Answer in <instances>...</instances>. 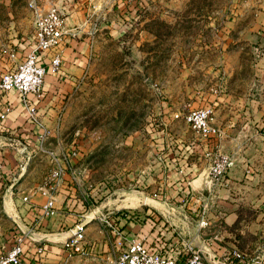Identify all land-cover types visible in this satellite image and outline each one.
Wrapping results in <instances>:
<instances>
[{"label": "rangeland", "instance_id": "obj_1", "mask_svg": "<svg viewBox=\"0 0 264 264\" xmlns=\"http://www.w3.org/2000/svg\"><path fill=\"white\" fill-rule=\"evenodd\" d=\"M44 1L0 0V65L1 62H8L2 55L3 50H16L21 38L30 36L36 8L45 11L51 7L50 2L47 7ZM76 1L82 4L81 16L88 18V22L82 25L87 33L83 31L82 35L90 36V66L74 95L69 99L63 98L64 102L57 107L49 104L46 108L52 114L49 118L57 119L51 126L46 124L39 128L45 133L42 145L46 143L48 149L58 154L77 149L79 154L71 160V165H81V168L82 165L86 166V171L82 170L80 177L85 185L87 181L93 184L86 185L90 208L85 221H89L75 244L78 251H71L73 261L76 264H115V256L119 251L115 245L117 235L111 233L105 220L114 218L111 220H115L122 231L124 225H119L115 217L122 216L120 213L127 210H137L131 202L123 203L119 209H115L116 203L113 202L121 198V189L136 187L132 178H127L128 183L122 182L121 163L134 162L135 154L130 148L135 145L138 133L143 137L146 149L151 148L154 139H158L162 150L168 144V148L181 151L186 138L194 135L201 137L185 121V116L190 109L207 106L204 105V94L197 91L214 86L218 81L217 75L206 71V63L216 64L220 61V68L228 74L229 88L241 92L242 96H245L248 89L250 91V88H254L253 83L264 80L262 74L254 75L257 67L255 64L264 57V28H259L261 33L255 32V36L254 31L250 30V24L257 20L264 27L263 17L256 19L257 14L250 11L253 3L264 7V0H59L56 5L62 7L66 17L73 12L71 5ZM263 7H259L261 12H264ZM72 18V24L79 21L78 15ZM218 36L220 51L226 55L223 58L220 54L218 58L209 53L207 59V55L204 57L201 53L216 49V44L212 42H216ZM8 94L0 93V100ZM246 107L249 113L254 110L256 112L241 118H250V129L263 133L264 104ZM244 110L242 107V112ZM223 111L224 116H227L232 115L235 109L224 108ZM21 114V118H28L23 108ZM213 118L215 122L214 114ZM242 125L240 123L238 127ZM126 135L131 145H123ZM19 138L12 134L0 139L1 147L15 150L13 154L0 155L9 160L4 163L3 169L0 167V170H4L0 171V256L16 240L14 237L7 244V232L16 225L2 210L5 189L16 180L14 176L17 177L20 171L26 175L34 169L32 181L42 180L52 166L46 153L38 152L33 156L34 144L25 142V137ZM21 147L24 151H19ZM122 147L129 151L123 149L125 151L121 153ZM113 149H118L115 154ZM89 167L92 168L90 172ZM5 172L8 177L2 178ZM111 174L114 176L110 177ZM151 187H155L161 199L176 195L175 188H165L158 184L152 186L151 181L145 183L146 191H151ZM209 194H218L212 183ZM178 195L180 200L168 205L181 206L187 218L178 212L160 215L152 203H145V210L150 211L139 220L144 230L139 232V236L135 232L130 237H127L129 232L123 231L121 241L125 242V237L132 239L144 236L146 244L155 246L154 240L159 237L160 244L164 243L168 250L177 251L187 243L199 247V240L214 235V231L219 233L220 238V225L217 224L215 230L210 226L214 217L210 215L213 208L209 207V203H206L207 208L203 214L202 203L205 202L193 201L187 190L179 191ZM129 214L124 223L134 221L131 216L135 213ZM202 214L209 225L199 228ZM184 221L190 231L183 240L178 227ZM243 227V230H248L246 224ZM172 238L174 241L170 243ZM231 240L239 247L237 235H231Z\"/></svg>", "mask_w": 264, "mask_h": 264}, {"label": "crops", "instance_id": "obj_2", "mask_svg": "<svg viewBox=\"0 0 264 264\" xmlns=\"http://www.w3.org/2000/svg\"><path fill=\"white\" fill-rule=\"evenodd\" d=\"M44 2L46 6L48 2L53 6L58 4L59 0L56 2L54 0H45ZM71 6L74 10L66 17L65 21H68L74 27L64 36L56 50L42 53L40 59V63L47 68L41 93L37 99L39 118L44 126L46 124L51 126L57 119L49 118L52 115L51 111L46 109L49 104L57 107L64 102L63 98L69 99L70 96L74 95L85 79L87 68L90 66V36L82 35L83 31L87 33L82 25L88 22V18L80 14L81 2L76 1ZM259 7H263V5L253 3L250 11L257 14L255 15L256 19L260 17L264 19V12H261ZM77 8L78 11L76 10ZM38 10L36 8V16L47 11ZM86 10L84 9V11ZM84 11L82 12L84 13ZM77 15L79 21L72 24V17ZM86 15L84 14V16ZM78 22H82V24H78ZM250 25L252 26L250 30L254 31V36L255 32L261 33L259 28H264L258 20ZM32 32L30 36L21 38L16 50L13 48L3 50L2 55L8 59V62H1L0 71L5 67L2 73L14 64L10 54H14L16 61L24 56L29 47ZM214 43L216 44V49L206 50L201 54L204 57L207 55V59L209 58V53L211 55L215 54L218 58H220L221 54L224 58L226 53L220 51V36L217 37L216 42H212V44ZM56 51L61 55V65L57 72H51L49 69L50 60ZM255 65L257 66V72L254 71V75L262 74L264 77V57ZM206 71L218 76L217 85L206 87L203 91L197 92L201 95L204 94V101L206 100L204 105H209L213 108L215 124L220 128L221 134L207 138H198L196 135L190 136L186 138L185 144H182L184 146L183 149L179 151L168 148V144L162 150V145L158 142V139H154L151 142V148L146 149L144 139L138 133L135 145L130 148V151H134L135 154L134 162H122L120 165L122 182L128 183L129 180L127 178H132V182H134L136 187L133 189L122 188L121 198L118 201L114 199L115 202H113L116 203L115 209H119L123 203L131 202L134 204L132 207L137 210L135 212L127 210L129 213H135L131 216L134 221L131 220L124 223L126 219L122 216H116L115 219L119 220V225H124L122 232H129L127 237H130L135 232L139 236V232L144 230V225H140L139 220L143 219L144 214L150 211L149 209L145 210V203H152L153 208L160 215L165 216L178 212L183 218H187V214L184 213L181 206L168 205L173 201L180 200L179 191L187 190L190 192V199L208 202L209 207L213 208L210 211V215L214 217V220L210 226H213L214 229L217 224V226L220 225V238L218 237L219 233L214 231V235L199 240V248L206 259L217 263L220 262V264H229L228 254L235 246L231 240V235H237L239 240L238 248L244 254L246 264H264V131L262 133L257 130H251V119L241 118L243 115L249 117L256 112L254 110L249 113L247 105L259 107L264 104V80H260L261 83H253L254 88H250V91L248 89L245 96H242L241 92L229 88L228 74L226 75L223 68H220V61H217L216 64L206 63ZM247 95L248 97H246ZM4 106H9L6 114L8 118L0 119V139L12 134L18 135L20 138L25 137V142L34 144L32 148L33 156L38 152L46 153L50 162L49 152H54L61 158L68 157L64 163L66 171L54 192V204L58 211L55 216L43 217L39 212L40 206L47 200V195L39 190L38 187L44 184L53 166L52 162L51 168L42 180L32 181L31 175L34 169L28 171L26 175H23V172L20 171L17 177L14 176L16 180L10 182L5 189L1 204L3 212L17 227L13 226L14 229L7 232L9 237L7 244L9 245L14 240V237L17 238L22 235L24 237L25 259L33 262L35 258H39L43 264H76L73 261L74 256H69L72 250L64 245V241L76 231L78 226H81L82 230L86 229L85 225L89 221V219L85 221L86 217H88L87 210L90 208L88 204L89 198H87L85 189L87 184L89 186L93 184L87 181L85 185V182L80 177L82 176V170L83 172L86 171V166L82 165L83 168H81V165L75 167L71 165V160L79 154L75 148L76 154L70 156L71 150L58 154L51 148L48 149L46 143L39 145L37 139L39 133L44 132V130L39 128V126L30 124L26 118H21L22 107L14 92H10L6 98L0 100V113ZM242 107L245 108L243 112ZM224 108L226 110L227 108H234L235 111L232 112V115L224 116ZM240 123H243V125L239 128L238 125ZM124 138L126 141L124 144L123 142L120 144L131 145L127 140L129 136L126 135ZM260 139L262 142H259ZM29 147L32 146L30 145ZM1 148L0 155L6 156L15 152V150L5 146ZM123 149L125 148L122 147L120 149L121 153L125 150L129 151L128 148L124 151ZM117 150L113 149L114 154ZM19 151H24V149L21 147ZM88 151L91 150L88 149ZM216 151L227 153L232 159V164L226 173L225 180L221 184H213L215 191L218 193L217 196L216 194L208 195L209 186L211 185L208 175L209 160L210 155ZM256 154L258 156L254 158ZM0 159L3 158L0 157ZM2 161L0 162V167L3 169L4 163H8L9 160L4 158ZM9 165L12 164L10 163ZM88 170L90 172L92 168L89 167ZM0 171L4 172V170ZM1 176L2 178L8 177L6 172ZM113 176V174L110 175V177ZM84 177L85 175H83V179ZM148 181H151L152 186L158 184L165 188H175L177 189L175 191L176 195L161 199L155 187H151V191L145 190V183ZM91 192L92 189H90L89 193ZM146 193L148 196H146ZM153 193L157 194L156 198L151 197ZM23 196H28V202L22 200ZM146 199L148 202H146ZM129 213H126L127 217L130 216ZM245 224L248 232L243 230ZM189 231L190 228L187 226L186 221L183 222L182 226L178 227V232L181 233L183 240L186 235H189ZM142 237L144 238V236ZM156 240H154V243H156ZM173 241L174 238L171 239L170 243ZM218 241H220V244ZM7 244L6 246H8ZM38 246L42 247V251L36 254L35 251Z\"/></svg>", "mask_w": 264, "mask_h": 264}, {"label": "built area", "instance_id": "obj_3", "mask_svg": "<svg viewBox=\"0 0 264 264\" xmlns=\"http://www.w3.org/2000/svg\"><path fill=\"white\" fill-rule=\"evenodd\" d=\"M246 1V0H239ZM70 31L65 28V17L61 6L53 5L44 13L38 14L34 21L33 32L31 35L29 47L24 56L19 60L14 59V54H10L13 59V66L5 70L0 76V93L14 92L19 99L24 112L27 114V121L34 125L43 127L39 118L37 99L41 93L42 83L46 75V66L40 63L41 55L44 52L56 50L62 42L64 36ZM61 65V55L59 52L52 56L49 69L51 72H57ZM9 106H4L0 113V119L4 120ZM213 108L205 106L203 108L190 109L186 114L185 121L201 137L207 138L219 136L221 130L216 126L213 118ZM45 139V133L41 132L38 136L40 146ZM51 162L53 163L44 184L38 187L47 195V200L43 203L39 212L43 217H52L57 214V208L54 204V192L57 185L61 182L66 171V158H61L54 152H49ZM76 154L71 150L70 156ZM232 164L231 156L227 153L216 151L210 155L209 160V181L212 184H221L226 177L229 167ZM189 193V192H188ZM154 198L156 193L152 194ZM22 200L28 202V196H23ZM206 203H202V213H205ZM201 215L199 228L209 225V221ZM106 225L111 229L113 235H117L115 245L119 251L115 256V264H220L205 258L199 247L185 244L180 250H168V246L161 243L160 238L156 240L155 246L151 247L145 243L143 237L128 239L122 242V231L119 230L116 223L111 220H105ZM82 227L78 226L75 235L68 239L64 245L71 250L78 251L75 244L81 237ZM75 246V248H73ZM42 247H36L35 253H40ZM35 254V255H36ZM72 253H69V256ZM34 259V258H33ZM229 264H246L244 254L233 249L228 254ZM0 264H43L39 258L35 261L25 259L24 237L18 236L12 246L0 256Z\"/></svg>", "mask_w": 264, "mask_h": 264}, {"label": "water", "instance_id": "obj_4", "mask_svg": "<svg viewBox=\"0 0 264 264\" xmlns=\"http://www.w3.org/2000/svg\"><path fill=\"white\" fill-rule=\"evenodd\" d=\"M66 17H67V16H66ZM66 17H65V20H66ZM75 26H77V25H75ZM73 27H74V26H73V25H70L68 21H65V28H66L67 30H71ZM6 192H8V191H6ZM6 194H7V193H6ZM74 235H75V232L72 233L70 236H68V238L64 241V243H65L68 239H71ZM233 249H237V250L240 251V249H239L237 246H234Z\"/></svg>", "mask_w": 264, "mask_h": 264}, {"label": "trees", "instance_id": "obj_5", "mask_svg": "<svg viewBox=\"0 0 264 264\" xmlns=\"http://www.w3.org/2000/svg\"><path fill=\"white\" fill-rule=\"evenodd\" d=\"M126 213H128V212H121L120 214L122 215V217H125V219H127L128 217L126 216L127 214ZM115 221V220H114ZM116 223V222H115Z\"/></svg>", "mask_w": 264, "mask_h": 264}]
</instances>
